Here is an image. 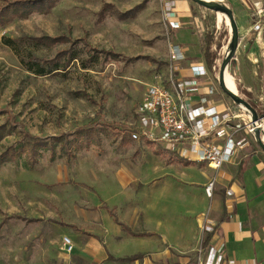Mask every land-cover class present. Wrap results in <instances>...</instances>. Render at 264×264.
<instances>
[{
  "label": "rangeland",
  "instance_id": "rangeland-1",
  "mask_svg": "<svg viewBox=\"0 0 264 264\" xmlns=\"http://www.w3.org/2000/svg\"><path fill=\"white\" fill-rule=\"evenodd\" d=\"M163 1L58 0L49 12H33L0 28V125L10 114L22 125L7 127L0 154L11 145L26 146L24 132L50 147L58 143L55 157L51 149H41L33 168L24 166L26 153L17 161L0 162V264H112L97 254L104 253L109 239L121 257L144 254L146 264H196L197 251L181 252L176 246L195 245L200 236L188 237L187 228L191 231L198 213L215 207L205 186L188 185L202 183V172L209 169L198 163L184 167L164 146L133 140L130 128L146 86L167 80L173 70L171 43L183 46L186 59L179 66L185 67L205 59L204 40L213 37L214 46H221L214 49L218 83L231 27L219 12L187 0L190 14L182 17V27L168 28L162 20ZM252 2L244 0L236 9L240 36L253 23ZM44 34L76 40L78 58L65 69L33 73L27 67L31 55L52 58L69 45H38L29 39ZM242 44L229 73L238 94L262 114L264 62L259 63L253 97L240 85L239 64L247 83H254ZM217 96L239 107L221 87ZM94 122L98 140L73 148V155L53 139ZM253 145L261 150L257 141ZM115 218L150 235H133ZM110 224L123 230L119 239ZM92 235L98 238L90 242ZM65 237L73 243L71 251ZM156 250L160 253H149Z\"/></svg>",
  "mask_w": 264,
  "mask_h": 264
},
{
  "label": "built area",
  "instance_id": "built-area-1",
  "mask_svg": "<svg viewBox=\"0 0 264 264\" xmlns=\"http://www.w3.org/2000/svg\"><path fill=\"white\" fill-rule=\"evenodd\" d=\"M252 8V30L259 32L264 28V0L253 1ZM162 20L168 28L182 27L177 0L163 1ZM170 59L173 70L169 78H159L146 86L136 109L135 124L130 128L131 138L162 145L179 160L206 165L219 172L256 141V126L264 133V113L254 122L250 111L218 98L220 86L214 78L218 58L213 68L205 59L181 67L179 64L186 59L185 50L173 42ZM216 182L214 176L205 186L209 198L214 196ZM226 194L234 196L235 190L228 188ZM217 226L209 211L205 213L196 264H244L228 254L225 240L204 244L207 235L216 233ZM64 245L68 251L73 249L68 237L64 238Z\"/></svg>",
  "mask_w": 264,
  "mask_h": 264
},
{
  "label": "crops",
  "instance_id": "crops-1",
  "mask_svg": "<svg viewBox=\"0 0 264 264\" xmlns=\"http://www.w3.org/2000/svg\"><path fill=\"white\" fill-rule=\"evenodd\" d=\"M177 1L180 11H182V9L184 10L181 16L187 17L190 14L189 2L187 0ZM247 1L250 3L256 0ZM228 3L231 4L234 14H236V9H240L241 6H243L244 0H230ZM245 29L246 32L241 35V40L243 42L242 58L251 71L254 83H247V80L244 79L240 64L239 80L242 90L255 97V91L257 90V86H259L257 80L260 77V71L258 70L259 63L264 62V28L259 32L253 31L252 25ZM261 79L264 81V75H262ZM261 105L264 107L263 101H261ZM184 163H182V165ZM177 165L179 164L177 163ZM188 165H193V163H189ZM188 165L184 164L183 166L187 167ZM201 168L209 169L203 170L202 172L204 176L203 182H190L191 184L188 185L202 186L204 188V186L216 176L217 182L213 198H209L206 195L210 202L213 201L215 203V207H209L198 213L193 221L194 225L191 231L187 228V225L188 227L190 226L189 221L187 219L185 220V226L188 232H184L185 235L194 237V235L197 234L195 235L196 240H198V236H200L201 240L199 238V241L192 246L189 244L182 245L183 247L176 246V249L181 252L198 250L197 248L202 243L201 225L204 214L209 211L210 217L217 220L218 226L215 234L207 235L209 240L206 244H212L219 239H223L227 243L228 254L233 255L244 264H264V151L262 148L260 150L252 143L251 147L240 152L232 163L225 164L219 172L205 165L201 166ZM157 182L158 181H154L152 184H156ZM176 183H178L177 180ZM121 186L123 187L122 184ZM228 188H233L235 190L234 196H228L226 194ZM105 221L110 222L109 218H106ZM140 221L141 219L139 222ZM112 226L114 228H112ZM112 226L111 228L114 229L117 234L113 235V237L117 240L120 238L119 234L124 232L117 224ZM161 234L165 237L163 233ZM91 238L90 242H93L94 238L98 237L97 235H92ZM114 239L113 241H115ZM103 247L105 249L104 253L97 252V254L103 256L109 263L115 264L120 262L110 259L109 257L114 256L119 258L122 256L117 247L111 246L110 239L103 243ZM149 253L157 255L160 252L156 250ZM144 256L142 260L134 262L143 261V263L146 264L148 255Z\"/></svg>",
  "mask_w": 264,
  "mask_h": 264
},
{
  "label": "trees",
  "instance_id": "trees-1",
  "mask_svg": "<svg viewBox=\"0 0 264 264\" xmlns=\"http://www.w3.org/2000/svg\"><path fill=\"white\" fill-rule=\"evenodd\" d=\"M57 2L58 0H3V3L0 5V28L8 23L13 22L17 18H27L33 12H49ZM227 4L231 6L230 3ZM127 14L128 13H124V15ZM29 39L38 45L45 46L69 44L67 47L59 50L58 53L52 58L31 55L27 60V67L35 74L44 75L51 71L65 69L73 60L78 58L77 41L71 40V38L66 35L51 36L48 34H44L41 36H29ZM5 41L6 43H10V40ZM204 41V57L208 65L213 68L215 60L217 58V52L213 49V37H207ZM85 45L88 44H84L83 46L86 47ZM220 47V45H217V49ZM97 125L98 123L94 122L87 127L78 128L75 132L61 134L54 137L53 139H56L61 143L60 149L62 151H64L68 155H73V148H80L83 145L89 146L91 143H93V141L98 140L99 133L96 130ZM20 126L22 127V125L16 120V118L12 114H10L7 117L6 123L0 125V142L3 139L5 132H7L10 128L18 129ZM24 135L29 138L26 146H24L23 144L20 146H9L0 154V162L6 163L9 161H17L18 158L23 155V153H26L27 155L24 160V166L27 168H33L39 162V155L42 151L41 149H51L52 155L55 157L57 152L56 145H58V143H54V147H50L46 142L36 141V136L30 134L29 132H24ZM71 135H73V137L68 138ZM178 161L180 163H184V161L182 160L178 159ZM184 164L188 165L189 162H185ZM115 220L122 225L124 230H127L133 235H150V233H140L133 231L126 224L119 222L118 219L115 218ZM205 240L206 241L204 242V244L207 243L209 237H206ZM109 257L110 259H113L115 261L134 262L142 260L145 256L144 254H137L119 258L114 256Z\"/></svg>",
  "mask_w": 264,
  "mask_h": 264
},
{
  "label": "water",
  "instance_id": "water-1",
  "mask_svg": "<svg viewBox=\"0 0 264 264\" xmlns=\"http://www.w3.org/2000/svg\"><path fill=\"white\" fill-rule=\"evenodd\" d=\"M193 2L208 8L213 11H217L220 13L227 14L230 19V33H231V50L230 52L225 56L220 72H219V86L222 88V90L230 96V98L237 104H243L248 108V111H250L252 115L253 121H257L259 119V113L257 110L251 105L249 101H247L245 98L241 97L238 92H235L231 89H229L226 84H225V79H224V73H225V68L229 63L235 59L239 46H240V41H241V36H240V31H239V26L237 23V20L235 18L234 10L231 6H229L226 2L224 1H218V0H192ZM255 137L256 141L259 144V146L262 148L264 151V135L262 136V130L260 127L256 126L255 129Z\"/></svg>",
  "mask_w": 264,
  "mask_h": 264
},
{
  "label": "bare ground",
  "instance_id": "bare-ground-1",
  "mask_svg": "<svg viewBox=\"0 0 264 264\" xmlns=\"http://www.w3.org/2000/svg\"><path fill=\"white\" fill-rule=\"evenodd\" d=\"M218 1H221V0H218ZM221 16L225 17V19L228 21V23L230 22L229 16H228L227 14H224V13H220V12H219V17L222 18ZM230 50H231V46L228 47V49H227V54L230 52ZM224 79H225V84H226V86H227L229 89H231V90L237 92V89H236V86H235V82H234V80H233V77H232L231 74L229 73V65H227V67L225 68ZM240 106H241L242 108H244L245 110H248V108H247L245 105L240 104Z\"/></svg>",
  "mask_w": 264,
  "mask_h": 264
}]
</instances>
